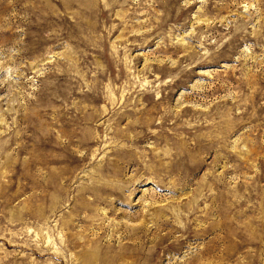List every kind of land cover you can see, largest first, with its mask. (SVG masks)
<instances>
[{
	"label": "rangeland",
	"instance_id": "374dc122",
	"mask_svg": "<svg viewBox=\"0 0 264 264\" xmlns=\"http://www.w3.org/2000/svg\"><path fill=\"white\" fill-rule=\"evenodd\" d=\"M0 264H264V0H0Z\"/></svg>",
	"mask_w": 264,
	"mask_h": 264
}]
</instances>
